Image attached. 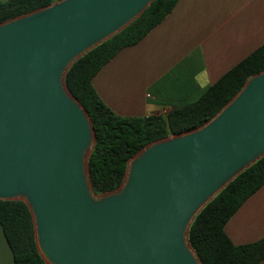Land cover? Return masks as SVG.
I'll list each match as a JSON object with an SVG mask.
<instances>
[{
    "label": "water",
    "instance_id": "water-1",
    "mask_svg": "<svg viewBox=\"0 0 264 264\" xmlns=\"http://www.w3.org/2000/svg\"><path fill=\"white\" fill-rule=\"evenodd\" d=\"M151 2L54 0L0 22V199L25 202L45 264H202L190 223L264 155L262 69L203 124L132 155L117 188L93 192L94 129L65 74Z\"/></svg>",
    "mask_w": 264,
    "mask_h": 264
},
{
    "label": "trees",
    "instance_id": "trees-1",
    "mask_svg": "<svg viewBox=\"0 0 264 264\" xmlns=\"http://www.w3.org/2000/svg\"><path fill=\"white\" fill-rule=\"evenodd\" d=\"M52 1H0V22ZM176 2L152 0L127 26L76 59L65 74L68 91L82 104L94 129L95 142L88 157L94 193L117 188L127 160L143 146L203 124L239 91L248 76L264 69L262 44L193 102L174 107L165 114L122 116L114 113L99 98L91 79L121 48L136 43L160 22ZM263 184L264 155L229 181L195 215L189 226L188 241L202 264H258L264 259V236L253 242L234 244L223 229L243 201ZM0 225L15 264H45L36 249L32 219L24 201L0 199Z\"/></svg>",
    "mask_w": 264,
    "mask_h": 264
},
{
    "label": "crops",
    "instance_id": "crops-1",
    "mask_svg": "<svg viewBox=\"0 0 264 264\" xmlns=\"http://www.w3.org/2000/svg\"><path fill=\"white\" fill-rule=\"evenodd\" d=\"M262 44L264 0H177L139 41L106 62L91 83L118 115L165 114L195 101ZM223 229L234 244L264 236V184ZM0 264H15L1 225Z\"/></svg>",
    "mask_w": 264,
    "mask_h": 264
}]
</instances>
